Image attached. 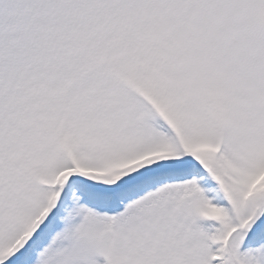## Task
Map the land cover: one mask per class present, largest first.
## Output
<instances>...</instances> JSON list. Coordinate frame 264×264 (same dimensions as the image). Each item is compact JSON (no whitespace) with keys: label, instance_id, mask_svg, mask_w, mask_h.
Here are the masks:
<instances>
[{"label":"snow or ice","instance_id":"6c2138e0","mask_svg":"<svg viewBox=\"0 0 264 264\" xmlns=\"http://www.w3.org/2000/svg\"><path fill=\"white\" fill-rule=\"evenodd\" d=\"M0 264H264V0H0Z\"/></svg>","mask_w":264,"mask_h":264}]
</instances>
